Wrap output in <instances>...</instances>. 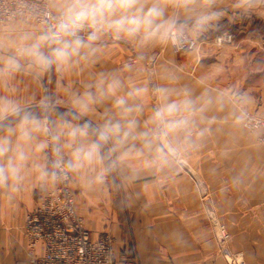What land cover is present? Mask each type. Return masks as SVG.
I'll return each mask as SVG.
<instances>
[{
  "label": "crops",
  "instance_id": "crops-1",
  "mask_svg": "<svg viewBox=\"0 0 264 264\" xmlns=\"http://www.w3.org/2000/svg\"><path fill=\"white\" fill-rule=\"evenodd\" d=\"M243 5L244 0H217L224 15L191 37L198 42L193 50L178 51L172 44L141 48L106 38L94 64L53 71L42 83L27 74L12 82L21 100L39 101L47 90L61 102L60 112L70 107V92L83 91L100 73L111 72L150 87L187 88L194 96L248 98L243 105L225 99L223 106L207 107L197 122L204 135L194 137L195 147L173 150L167 164L136 162L104 184L73 174L78 211L94 237L104 232L114 237L117 264H229L218 245L219 223H226L232 235L229 252H242L246 264H264V145L260 131L247 130L237 119L244 109L264 116V0H255L251 8ZM5 27L0 22V30ZM229 34L231 40L216 42ZM144 104L141 121L148 120L156 100L150 95ZM109 107L84 119L100 123ZM53 185L29 176L19 191L0 189V264H34L35 254L43 253L41 245L30 249L24 224Z\"/></svg>",
  "mask_w": 264,
  "mask_h": 264
},
{
  "label": "clouds",
  "instance_id": "clouds-1",
  "mask_svg": "<svg viewBox=\"0 0 264 264\" xmlns=\"http://www.w3.org/2000/svg\"><path fill=\"white\" fill-rule=\"evenodd\" d=\"M254 3L244 0L243 6ZM223 15L217 0H0V22L6 24L0 30V189L19 191L29 176L41 184L56 183L69 173L104 184L133 163L167 164L173 150L195 147L194 137L204 135L197 122L207 107L223 106L225 99L243 105L248 98L194 96L187 88L150 87L111 72L100 73L83 91L70 92V107L60 112L61 102L47 90L39 101L21 100L12 82L27 74L42 83L53 71L94 64L106 38L141 48H182ZM125 69L132 71L133 65ZM150 95L156 105L141 121ZM105 104L110 107L102 122L84 119ZM246 118V112L237 117Z\"/></svg>",
  "mask_w": 264,
  "mask_h": 264
},
{
  "label": "built area",
  "instance_id": "built-area-1",
  "mask_svg": "<svg viewBox=\"0 0 264 264\" xmlns=\"http://www.w3.org/2000/svg\"><path fill=\"white\" fill-rule=\"evenodd\" d=\"M231 40V35L216 37L218 43ZM198 46L195 39L178 51L193 50ZM247 118L244 127L260 131L259 141L264 145V116L245 110ZM73 174L54 183L48 192L42 194L37 206L26 214L24 234L30 249L43 247V253H36L34 264H117L114 256V237L107 232L93 236L77 207V196L72 189ZM218 245L220 251L228 253L229 264H246L242 252H229L232 235L226 223H219Z\"/></svg>",
  "mask_w": 264,
  "mask_h": 264
},
{
  "label": "rangeland",
  "instance_id": "rangeland-1",
  "mask_svg": "<svg viewBox=\"0 0 264 264\" xmlns=\"http://www.w3.org/2000/svg\"><path fill=\"white\" fill-rule=\"evenodd\" d=\"M217 42V41H216ZM218 43V42H217ZM218 44H221V43H218ZM118 180V179H117ZM77 196V195H76ZM231 241V240H230ZM230 244V243H229Z\"/></svg>",
  "mask_w": 264,
  "mask_h": 264
}]
</instances>
